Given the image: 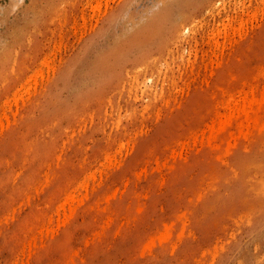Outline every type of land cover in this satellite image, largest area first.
<instances>
[{
  "label": "rangeland",
  "instance_id": "374dc122",
  "mask_svg": "<svg viewBox=\"0 0 264 264\" xmlns=\"http://www.w3.org/2000/svg\"><path fill=\"white\" fill-rule=\"evenodd\" d=\"M0 264H264V0H0Z\"/></svg>",
  "mask_w": 264,
  "mask_h": 264
},
{
  "label": "bare ground",
  "instance_id": "6f19581e",
  "mask_svg": "<svg viewBox=\"0 0 264 264\" xmlns=\"http://www.w3.org/2000/svg\"><path fill=\"white\" fill-rule=\"evenodd\" d=\"M161 2H163V1H161ZM159 4V3H158ZM166 5V3H164V6ZM130 6H129V3H127V4H125V5H123L122 7H121V9L118 11V13H117V17L112 21V22H108L107 24V26H106V28H105V36L106 37H109L110 35H111V33L113 32V30H112V28H115L116 27V22H117V20H119L120 18H122L124 15H126L128 12H129V10H130ZM169 7H164V8H160V9H157L156 11H154V12H152V13H150V15H148L147 13L146 14H144L145 16L143 17V19H144V21H141V22H137V23H135V25H132V28H131V31L130 32H128V34H126L127 32H125L126 30H122V29H120V33H121V35L119 36V38H118V41L120 42V43H123V42H125L126 40H128V39H125V38H128L129 36H137L138 35V33H140V31L143 29V28H145L146 26H148V27H153V28H155V27H157L158 25H159V22H158V18L160 17V16H162V20H161V23L162 24H167V19H168V13H167V9H168ZM167 13V14H166ZM131 18V17H130ZM155 19V20H152V19ZM187 19V14H183L182 15V21L180 20H178V22H174L172 25H169V27H170V29H173V32L177 29V28H179V29H181L182 27H184V25H185V20ZM193 25V24H192ZM220 26V25H219ZM192 27V26H191ZM222 28V27H221ZM226 28V27H225ZM224 29V28H223ZM129 30V29H128ZM188 30V29H187ZM225 31V30H224ZM184 32V31H183ZM189 33V32H188ZM175 34V33H174ZM215 35V34H214ZM218 35H219V33H218ZM169 41L170 42H172V43H174V44H177V45H180V43H181V40L179 39V37H178V35L176 36V34H175V36H173V34L172 33H170L169 34ZM144 44H147V43H142V45H144ZM115 44H113V46H114ZM116 45H119V44H116ZM121 45V44H120ZM117 48H119V47H117ZM112 50H114V49H112ZM144 50L145 51H147V56H146V59H147V63L148 64H146L144 67H142V66H140L139 64H137V63H135L133 66L131 65V67H130V70H129V73L131 74V77L133 78V77H139V76H141V75H143V73L144 72H149L150 74H149V77L150 78H153V75H155L154 73H155V71L153 72V69H154V67L151 65V61L150 60H154V59H156V58H154V57H156V54L155 53H157V52H154V51H152L151 49H146V48H144ZM116 51H117V49H116ZM106 54V53H105ZM123 54V53H122ZM124 61V60H123ZM154 64H155V62H154ZM153 73V74H152ZM132 83H133V81H132ZM138 85V84H137ZM152 87L153 86H151L150 88H149V90L147 91V92H152ZM136 88V87H135ZM155 95V94H154ZM155 97V96H154ZM107 159V158H106ZM109 159V158H108ZM103 164V163H102ZM101 165V164H100ZM104 167V166H103ZM97 169V168H96ZM93 173V172H92ZM94 173H95V171H94ZM93 173V174H94ZM92 175V174H91ZM94 177V176H93ZM95 178V177H94ZM94 178H92L93 179V181L95 180ZM80 185L81 184H79V187H80ZM82 185H83V183H82ZM78 187V186H77ZM76 190H77V188H76ZM71 196V195H70ZM69 196V197H70ZM70 198H73V195L70 197ZM69 198V199H70ZM73 201H74V199H72Z\"/></svg>",
  "mask_w": 264,
  "mask_h": 264
}]
</instances>
